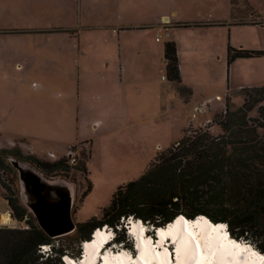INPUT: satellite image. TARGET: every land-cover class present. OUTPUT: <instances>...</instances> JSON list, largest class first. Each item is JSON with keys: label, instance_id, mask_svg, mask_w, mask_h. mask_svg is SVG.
I'll list each match as a JSON object with an SVG mask.
<instances>
[{"label": "rangeland", "instance_id": "1", "mask_svg": "<svg viewBox=\"0 0 264 264\" xmlns=\"http://www.w3.org/2000/svg\"><path fill=\"white\" fill-rule=\"evenodd\" d=\"M145 23L152 26L113 30ZM157 33L162 40H155ZM165 41L175 42L184 80L198 87L195 99L211 98L205 112L192 111L181 84H170L159 53ZM227 45L264 50V0H0V148L15 146L45 160L65 156L68 148L76 156L74 164L50 173L18 160L12 188L19 201L34 215L36 194L57 201L65 192L75 225L102 219L117 187L138 178L189 126L211 125L226 106L241 105L240 88L264 85V53L227 66ZM119 47L126 52L122 61ZM262 97L248 113L260 121L264 91ZM3 193L0 186V213L7 209ZM23 225L13 218L0 223ZM75 228L52 236L54 246L76 251L70 238ZM122 234L123 242L106 248L136 255L126 231L116 237Z\"/></svg>", "mask_w": 264, "mask_h": 264}, {"label": "trees", "instance_id": "2", "mask_svg": "<svg viewBox=\"0 0 264 264\" xmlns=\"http://www.w3.org/2000/svg\"><path fill=\"white\" fill-rule=\"evenodd\" d=\"M262 53L264 50L227 45L226 64L229 66L238 57ZM163 57L167 78L180 82L174 41L164 42ZM240 89L245 97L239 107L226 106L206 127L189 126L180 139L157 153L138 178L119 185L103 208L102 219L93 216L76 222V233L70 237L76 246L73 252L54 246L53 237L38 225L12 188L18 160L44 173L62 171L71 163L66 156L45 160L24 154L15 146L0 148V186L6 210L10 218L29 225L27 229L0 226V264H65L61 257L70 253L79 258L81 242L90 239L97 227H110L116 236L125 231L123 221L129 216L140 218L149 226H159L180 214L190 218L203 214L214 222H225L231 236L249 242L264 254V121L248 114L263 98L264 85ZM178 90L185 98L191 94L185 85H178ZM213 125L220 128V133L209 131ZM81 168L86 170L85 163ZM88 190L89 184L81 195ZM115 240L123 242L125 237L122 234ZM40 244H50V251L38 261L42 257L38 252ZM51 254L54 261L53 257L48 258Z\"/></svg>", "mask_w": 264, "mask_h": 264}, {"label": "bare ground", "instance_id": "3", "mask_svg": "<svg viewBox=\"0 0 264 264\" xmlns=\"http://www.w3.org/2000/svg\"><path fill=\"white\" fill-rule=\"evenodd\" d=\"M48 183H51L50 181ZM69 192L70 188H69ZM181 216H184L180 214ZM201 218H196L193 222L185 221L186 223V230L191 233L189 236L187 233L183 232L179 223L180 218H177L173 223L168 224L167 227H161L158 232L162 235L166 236L168 233L171 235L172 239L176 241V252H177V260L173 263V260L170 264H214L216 259L218 260L219 264H231L234 259H237L242 262H247L243 257L236 252L230 246H223L219 244L220 241V233L218 230H214L210 233L207 231L208 229L203 227L202 225L207 221L210 220L207 216L200 214ZM185 217V216H184ZM184 217L182 219H184ZM9 216L1 212L0 213V223L2 221L9 220ZM134 219V218H133ZM211 221V220H210ZM220 222L218 228L220 226H226L225 222ZM5 223V222H4ZM132 223V230L136 232V230L140 227L144 229L143 225H139L138 221L131 220ZM217 228V229H218ZM141 231V230H140ZM71 232V231H70ZM69 232V233H70ZM144 232L142 231L141 234ZM112 235L111 230L107 228L99 227L94 231V234L91 235L90 239H87L83 242V249L84 255L79 256L82 259L76 260L74 257L69 256L68 254H64V259L68 264H94L96 260V255L101 244L106 241ZM140 244H144L145 247L138 248V256L140 259L144 261V264H169V262L165 261V257L163 256L164 252L160 250V244L163 243V247L168 245V242L160 238L156 244L150 246L147 244L145 238L141 235L140 236ZM187 240L186 244L182 245V241ZM241 241V240H240ZM243 244L241 247L248 248L251 245L249 242L243 240L241 241ZM198 245V246H197ZM252 246V245H251ZM153 252L156 254H153ZM200 257L198 261L195 260L196 254ZM233 253H237L235 257ZM159 254V255H158ZM156 255L160 256L157 257ZM135 255L131 256L127 252L123 250L118 251H107L102 256V263L101 264H129L130 261L135 262V264H141L138 258L134 257ZM153 259H150V257ZM155 260L156 263L152 262ZM259 259H252L250 262L246 264H259Z\"/></svg>", "mask_w": 264, "mask_h": 264}, {"label": "water", "instance_id": "4", "mask_svg": "<svg viewBox=\"0 0 264 264\" xmlns=\"http://www.w3.org/2000/svg\"><path fill=\"white\" fill-rule=\"evenodd\" d=\"M42 187L43 184H40V188ZM30 208L39 226L51 237L67 234L76 226L70 217V197L68 193H60V199L57 201L36 194Z\"/></svg>", "mask_w": 264, "mask_h": 264}, {"label": "crops", "instance_id": "5", "mask_svg": "<svg viewBox=\"0 0 264 264\" xmlns=\"http://www.w3.org/2000/svg\"><path fill=\"white\" fill-rule=\"evenodd\" d=\"M163 19L165 20L166 17L164 16ZM151 26H152V23H149V25L146 24V23L145 24H141V25H136V24H134V25L133 24H123V25L118 26L117 28L114 27L113 30L116 31L117 34H119L120 33L119 30L125 29L127 31H129V30H138V31H140V30H143V29H145L147 27H151ZM153 26H154V24H153ZM164 27L166 28V25H164ZM41 31H43V30H41ZM48 31L52 32L51 30H47L45 32H48ZM165 35H167V32L165 33ZM155 36L156 35H154V38H155ZM162 39H163V35H161V38L159 40H156V39L155 40L156 41H160ZM118 50H119L118 61H122V60H124L125 55H126L125 49L119 47ZM163 50H164V44H163V49L159 53H160V55L162 57V60L164 62V66H165V61H164V57H163ZM176 51H177V57H179L180 56V53H179V50L177 48H176ZM142 62H144V63L147 64L149 62V58H143ZM178 63H179V59H178ZM179 70H180L181 81L180 82H175V81H171V80L168 79L170 81V84L173 85L174 83H177V84H181V85H185V86L187 85V87H188V85H191L192 86L191 94L187 98H185L186 102L191 105L192 111L205 112L204 107L207 106L210 103V99L211 98L210 97H206L204 95V96H201L199 99H195V94H196V91H197V88L198 87L197 86L195 87V84H193L191 82H186L184 80V78H183V73L181 74V68H180V66H179ZM161 77H162V75H161ZM217 96L220 97V95L218 93L215 94V98H216L217 101H220V103H222V99H217ZM209 110H211V108H209ZM208 117H210V116H206L204 118V120H202L200 122V124H198V126L199 125L206 124L207 121L209 120ZM3 148H6V147H3Z\"/></svg>", "mask_w": 264, "mask_h": 264}, {"label": "built area", "instance_id": "6", "mask_svg": "<svg viewBox=\"0 0 264 264\" xmlns=\"http://www.w3.org/2000/svg\"><path fill=\"white\" fill-rule=\"evenodd\" d=\"M160 38H161V35L159 33H157L156 36H155V39L159 40ZM162 78H163V76H162ZM217 99H220V97L217 96ZM47 156L48 157H53L54 154L52 152H48ZM65 156L68 159L69 163L74 164L76 162V156L74 155V153H72L71 149L68 148ZM9 159L12 162L16 161V159L14 157H9ZM5 212L9 216V211L6 210ZM21 228L22 229H27V228H29V225L25 222V225H23ZM49 251H50V244H40V245H38V252H40L41 254L46 253V255H47Z\"/></svg>", "mask_w": 264, "mask_h": 264}, {"label": "clouds", "instance_id": "7", "mask_svg": "<svg viewBox=\"0 0 264 264\" xmlns=\"http://www.w3.org/2000/svg\"><path fill=\"white\" fill-rule=\"evenodd\" d=\"M132 218H134V217H132ZM135 219V218H134ZM140 219V218H139ZM126 221V220H125ZM123 223H124V221H123ZM124 225V224H123ZM97 228H99V227H97ZM102 228V227H101ZM96 229V228H95ZM95 231V230H94ZM93 231V232H94ZM93 232H92V234H93ZM91 234V235H92ZM116 237V236H115ZM84 242V241H83ZM82 242V243H83ZM114 242H115V239H114ZM81 248H82V250H81V253H82V251H83V244H82V246H81ZM257 249V248H256ZM258 250V249H257ZM261 252V251H260ZM236 255H238L237 253H233V256L235 257ZM254 255H255V253H254ZM80 256H82L81 254H80ZM62 258V257H61ZM76 259H79V258H76ZM261 259V261H264V257H261L260 258ZM62 261L64 262V260L62 259ZM65 263V262H64ZM66 264V263H65ZM232 264H244V262H242V261H239V260H237V259H234L233 260V262H232Z\"/></svg>", "mask_w": 264, "mask_h": 264}, {"label": "snow or ice", "instance_id": "8", "mask_svg": "<svg viewBox=\"0 0 264 264\" xmlns=\"http://www.w3.org/2000/svg\"><path fill=\"white\" fill-rule=\"evenodd\" d=\"M220 227H224V226H220ZM143 231V229H141V232ZM168 234H170V233H168ZM189 235H191V233H189ZM187 243V240H185V241H182V245L183 244H186ZM198 246V245H197ZM167 249H165V253H167ZM159 255V254H158Z\"/></svg>", "mask_w": 264, "mask_h": 264}]
</instances>
